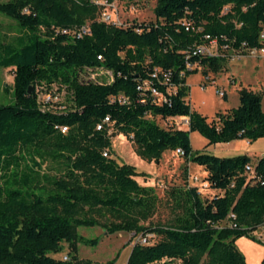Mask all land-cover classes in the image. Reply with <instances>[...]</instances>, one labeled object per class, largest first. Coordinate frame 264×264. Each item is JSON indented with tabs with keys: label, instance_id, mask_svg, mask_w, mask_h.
<instances>
[{
	"label": "trees",
	"instance_id": "obj_1",
	"mask_svg": "<svg viewBox=\"0 0 264 264\" xmlns=\"http://www.w3.org/2000/svg\"><path fill=\"white\" fill-rule=\"evenodd\" d=\"M100 9L95 0L0 3V13L23 28L15 43L0 48V72H13L15 97L12 105L0 104V264H94L76 252L79 243L99 239L82 236L78 228L97 225L93 214L102 212L119 219L105 224L110 234L163 236L135 243L127 264H247L236 241L256 238L264 224V155L252 161L248 155L195 152L191 133L209 146L264 139L263 98L243 88L239 106L210 121L188 101L187 78L201 68L206 77L221 72L231 52L261 48L264 0H157L156 21L130 27L97 20ZM184 21L194 30L186 31ZM83 26L88 32L79 35ZM205 36L218 40L220 56L193 55L208 43ZM92 69L110 71L113 80L84 81L83 73ZM48 93L61 102L44 108L40 94ZM106 118L110 124L98 130ZM157 118H188V129L162 127ZM120 134L148 161L159 163L166 151L181 150L223 193L205 198L196 187L173 189L184 213L171 226L142 225L157 195L137 182L135 167L104 157ZM46 161L62 171L44 173ZM65 243L68 259L54 257Z\"/></svg>",
	"mask_w": 264,
	"mask_h": 264
},
{
	"label": "rangeland",
	"instance_id": "obj_2",
	"mask_svg": "<svg viewBox=\"0 0 264 264\" xmlns=\"http://www.w3.org/2000/svg\"><path fill=\"white\" fill-rule=\"evenodd\" d=\"M11 0H0V3ZM101 7L97 20H107L108 23L122 27H130L142 23L155 22L154 9L157 0H95ZM88 24L90 21L87 22ZM264 32V30H263ZM23 34V28L19 24L0 13V48L3 44L15 43L17 38ZM245 58L236 61H229L225 64L224 70L219 73H209L208 77L202 75V68L199 73L192 74L187 78V85L190 87L188 101L192 108L200 114L208 117L210 121L218 114H227L237 108L240 104L239 91L243 88L259 93L263 98L264 110V57L254 58L248 52H244ZM84 81L96 83H110L113 80L112 73L105 69H96L83 73ZM233 82H236L233 84ZM10 91L7 93L5 88ZM13 88V72L11 69L0 72V104L12 105L15 97L11 93ZM57 91V89H55ZM217 90L225 91L227 99L217 95ZM58 92V91H57ZM63 94V92H60ZM43 96V94H40ZM186 120H188L186 118ZM156 121L165 128L175 126L181 129H188L185 119L157 118ZM113 133V131H111ZM191 143L195 152L208 153L220 158H232L240 155L250 156L257 161L263 156L264 139L250 143L248 140H238L228 144H217L209 146L208 140L197 132L191 133ZM249 144H257L254 149L248 148ZM108 158L115 159L120 165L127 164L136 168L140 174L136 177L137 182L143 187H152L156 191L157 202L153 214L141 224L145 226H171L176 218L184 213L182 205L177 204L172 191L176 188L196 187L203 197L212 198L216 194L223 193L218 189H212L206 182L207 173L205 168L194 163H189L177 151H166L159 163L148 161L137 152V147L124 135L112 137V152ZM24 166V163H22ZM42 171L57 175L62 171V166L50 161L43 162ZM3 178L0 175V187H3ZM85 214L83 216H91ZM98 224L95 226H81L78 232L89 239L98 238L95 245L79 243L76 254L80 259L90 260L94 264L103 263L116 259L115 264H127L131 249L141 239V233L120 231L108 233L105 224L119 221L113 215L102 212L94 213ZM257 230L254 231L256 235ZM252 238L242 236L243 242L236 245L245 255L247 264H262L264 258L254 250L253 247H264V242L258 236ZM149 242H158L163 239L162 235L151 233ZM246 240V242H244ZM241 247V248H240ZM71 248L67 243L59 253H52L54 257L63 258L70 252ZM205 257L203 261H206ZM173 264H182L176 260Z\"/></svg>",
	"mask_w": 264,
	"mask_h": 264
},
{
	"label": "built area",
	"instance_id": "obj_3",
	"mask_svg": "<svg viewBox=\"0 0 264 264\" xmlns=\"http://www.w3.org/2000/svg\"><path fill=\"white\" fill-rule=\"evenodd\" d=\"M102 21L108 23L107 20H102ZM183 25H184L186 31L194 30L192 23L189 21H184ZM87 32H88V26H83L82 28H80L78 30L79 35L86 34ZM64 33H67V30H64ZM205 40L208 41V43L206 45H202V46L197 47L192 52L193 55L204 56V57H206V56H209V57L220 56L221 54L219 53V47H218L219 42H218V40L216 38H211V36H205ZM260 42L262 44L261 48L245 50L244 52H248L252 57H257V56H263L264 57V32H262L260 34ZM244 52H235V51L231 52L228 59H230L232 61L241 60V59L245 58ZM189 68H193V67L189 66ZM90 71H93V69ZM217 95H219L221 98H224L226 96V92L217 90ZM40 100H41V103L43 104L44 108H50L53 106V104L60 103L61 97L59 95H57L56 93H48V94H44L43 96H40ZM123 101H126L125 98H120V102H123ZM105 124H110V118H106L102 124H99L97 126V129L102 130L103 126ZM61 132L63 134H66L68 132V128L67 127H61ZM177 153H179L181 156L184 155V153L181 150H178ZM103 155H104V157L107 158L108 152H104ZM246 172L251 174L252 176H254L253 166L248 165L246 167ZM231 216L235 217L234 214H232ZM261 228H262V234L259 235L258 237L260 240H264V224ZM150 234L151 233H149L147 237H144L143 235H141V239L139 240V242H141V244L150 243L149 242V239H150L149 235ZM64 259H68V256L65 255Z\"/></svg>",
	"mask_w": 264,
	"mask_h": 264
},
{
	"label": "crops",
	"instance_id": "obj_4",
	"mask_svg": "<svg viewBox=\"0 0 264 264\" xmlns=\"http://www.w3.org/2000/svg\"><path fill=\"white\" fill-rule=\"evenodd\" d=\"M263 58V56H257V57H254V58ZM264 59V58H263ZM241 61V60H240ZM236 82H233V84H235ZM226 95H227V93H226ZM227 97H228V95H227ZM174 119H177V118H174ZM181 119H185V121L188 123V120H186V118H181ZM188 119V118H187ZM257 144H254V145H252V144H249V146H248V148L250 149V150H252V149H254L255 148V146H256ZM263 151V155H264V149L262 150ZM250 158H251V156H250V152H247L246 153ZM262 157V156H261ZM252 159V158H251ZM253 161V160H252ZM256 236H259V235H261L262 234V228H259V229H257V231H256ZM261 241H263L264 242V240H261ZM239 242H243L241 239H238L237 240V243H239ZM244 242H246V240H244ZM241 248V247H240ZM254 248V250L255 249H257V251L261 254V257L262 258H264V247H253Z\"/></svg>",
	"mask_w": 264,
	"mask_h": 264
}]
</instances>
